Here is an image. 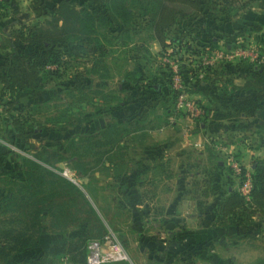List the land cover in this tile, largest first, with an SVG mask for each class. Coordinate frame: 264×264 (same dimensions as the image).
Returning a JSON list of instances; mask_svg holds the SVG:
<instances>
[{
    "label": "trees",
    "instance_id": "obj_1",
    "mask_svg": "<svg viewBox=\"0 0 264 264\" xmlns=\"http://www.w3.org/2000/svg\"><path fill=\"white\" fill-rule=\"evenodd\" d=\"M50 1L51 8L44 10V5ZM241 1L32 0L33 11L43 19L39 22L23 23L6 31L7 43L0 42V48L5 50L0 61L2 116L10 117L14 105L24 97H36L46 90L51 78L58 75L69 62L80 57L100 58L105 55L108 48L102 40H114L115 43L113 41L112 44L121 46L122 49H116L114 53L132 54V60L142 62L152 53L153 41H159L165 47L169 45L166 41L168 37L172 42L195 54L205 56L206 46L200 43V32H197L200 26L193 21L217 17ZM4 2L8 3L10 0ZM184 20L192 22L187 24ZM261 29L260 24H246L241 31L252 32ZM189 35L198 40L195 45L190 41L192 38L186 40L185 37H190ZM210 38L213 40L212 36ZM248 44L250 43L243 42V45ZM194 60H198L195 66L188 68L184 63L180 69L186 80V70L188 71L187 89L190 93L194 88H200L203 93L213 97L223 96L231 108L242 112L255 109L264 100V60L250 62V65L256 67L253 66L241 85L234 83L233 78L226 76L216 64L205 63L202 57ZM141 70L142 67H138L135 72L127 71L124 78L133 80ZM200 70L204 72L202 76H199ZM157 74L152 86L145 90L137 102L134 114H123L107 120L99 130L100 137H103L97 142L99 147L107 145L105 148L108 153L127 154L128 145L123 143L121 146L122 140H145L149 129L163 120L161 115L153 119L150 116L156 113L159 101L169 91H172V97L165 98V121L168 122L170 115L179 112L174 105L177 93L172 86L171 72L159 68ZM197 101L205 110L201 121L229 115V112L223 109L213 108L200 99ZM0 122L4 121L0 118ZM21 123L17 117L9 123L4 122V135L16 142L26 140L36 132L33 128L18 127ZM103 152L105 149H98V153ZM226 156L208 145L206 165L211 170L226 167L228 164L231 174L242 182L245 169L236 174ZM238 157L240 158V155ZM21 158L23 177L0 181V264H63L65 257L73 264H88L90 242L103 241L106 235L103 217L73 181L38 161ZM113 164L116 168L117 164ZM4 165L5 160L2 157L0 168ZM149 168L145 166L144 174ZM10 172L13 173L12 170ZM10 172L5 171V175ZM117 172L125 175L124 185L129 187V165L124 161L123 168ZM134 177V183H145V178L142 174L140 176L139 172L134 173ZM252 181L249 198L238 188L227 189L219 197L214 206V212L220 220L218 225L226 226L228 222L235 221L236 225L244 226L251 224L249 221H254L255 225L260 224L256 227L257 231L261 230L264 226V167L257 166L254 169ZM143 194L141 197L144 199L146 193ZM98 206L101 210L100 205ZM47 234L51 235V238L49 244L44 247L42 239Z\"/></svg>",
    "mask_w": 264,
    "mask_h": 264
},
{
    "label": "rangeland",
    "instance_id": "obj_2",
    "mask_svg": "<svg viewBox=\"0 0 264 264\" xmlns=\"http://www.w3.org/2000/svg\"><path fill=\"white\" fill-rule=\"evenodd\" d=\"M27 3V0H19L16 6L21 8ZM50 8L51 1L46 2L44 10ZM261 12L264 14V11ZM13 19L15 0L8 3L0 0L1 43H7L5 32L14 28L10 23ZM42 19L31 18L34 21ZM113 41L102 40L108 52L100 58L80 57L69 62L51 78L46 90L36 97H24L14 105L10 117H3L0 110V118L5 123L17 117L22 122L18 127L36 130L28 139L14 142L13 138L4 135V122H0V158L5 160V165L0 168V181L23 177L21 157L38 161L73 181L103 217L106 234L117 232L128 253V258L124 260H108L103 264H264V226L257 231L256 227L260 224L255 225L254 221L244 226L236 225L235 221L228 222L226 226L217 224L220 220L214 212L213 200L217 190L225 187V179H220V175L204 176V168L173 158L168 173L175 182L171 183V178L168 180L165 177L159 179L156 185L154 180L147 186L134 183V173L137 172L144 178L145 175L158 177L151 171L144 174V168L152 164V159L156 160L155 144L163 143V135L178 136L181 134L179 131H187L182 128L185 123L181 118H193L186 109L175 108L179 112L172 116L173 127L161 131L155 129L142 141L122 140L121 146L123 143L128 145L127 154L108 153L107 145H97L103 138L99 130L107 120L134 114L137 102L152 86L159 68L171 72L173 86L174 67L177 65L180 71L182 65V57L175 56L172 46L163 49L151 44L152 53L142 62L132 60V54L114 53L116 49H122L112 44ZM248 43L252 44L251 41ZM261 46L264 47V42ZM221 49L226 54V49L234 48L223 43ZM4 53L5 50L0 48V61ZM206 57L203 56V59ZM194 61H191L192 65ZM187 66L191 67L190 62ZM138 67L142 70L138 71L135 79L124 78L127 71L135 72ZM181 74L182 83L188 87V74L187 80L184 73ZM175 91L178 96L180 90ZM166 97L170 99L172 91L164 94L159 101L157 113L163 112ZM183 143L186 140L178 141V145ZM99 148L105 149V152L98 153ZM231 153L239 159L245 171L252 173L240 153ZM124 161L130 169L128 179L132 184L129 187L124 185L125 175L117 172L123 168ZM113 163L117 164V170ZM5 171L10 173L5 175ZM142 193H146L148 198L159 193L158 200L143 199Z\"/></svg>",
    "mask_w": 264,
    "mask_h": 264
},
{
    "label": "crops",
    "instance_id": "obj_3",
    "mask_svg": "<svg viewBox=\"0 0 264 264\" xmlns=\"http://www.w3.org/2000/svg\"><path fill=\"white\" fill-rule=\"evenodd\" d=\"M18 1L19 0H15V19L10 21V23H13V27H18L23 23L31 21L39 22L31 20L33 17H35V19L40 17L31 7L32 0H27V5L21 8L16 6ZM248 1L249 2L242 0L240 4L229 9V11L217 15V17L206 18L204 20L197 19L193 21L197 26H200L197 28V32H200V43L206 46V51L204 52L206 56L213 57L214 53L221 49L223 43H226L229 48H234L240 42L245 41H251L252 44L263 45L264 14H262L261 11H264V0ZM4 17L7 18L9 16ZM184 22L188 24L192 21L184 20ZM246 24H260L263 28L252 32H242L241 28ZM234 28H236L235 31H232ZM219 30L222 32L219 33ZM211 36L213 37V40H210ZM185 38L186 40H189L192 37L186 36ZM166 41L169 45L165 47L156 40L151 44L156 48L160 46L163 49L172 46L175 56L177 58L182 57V64L187 62L188 65L190 62L192 65L191 61L193 59H199L200 57L203 58L202 54L201 56L195 54L193 51L182 47V45L172 42L169 37ZM190 41L191 43H194V45L198 42L197 39ZM197 61L198 60L194 61L193 66H195ZM251 61L252 59H242L238 57L233 59L218 57L216 58L214 65L216 64L220 70H223L226 76L233 78L234 83L241 85L245 82L249 72L253 69L254 65H250ZM203 74V70H200L199 76H202ZM190 78L192 77L190 76ZM191 94L202 100L204 103L211 105L213 108L223 109L229 112V115L220 118L210 117L204 121L186 117L181 118V121L185 123V127L182 128H185L187 131H179L183 136L181 134L178 136L177 134L175 136L169 134L163 135V143L161 145L155 144L156 163L152 159V164L149 166L150 168L148 171L155 173L158 177L154 178L147 175L143 180V182L145 181L143 185H151L153 184V180L156 185V182H158L159 179L165 177V179L168 178V180L171 178V183L175 182L176 180L174 181V178L168 173V168L171 167L170 161L173 162V158H177L181 162V159H183V161L189 163V165L204 168V176L217 174L220 175V179H225V182L223 183V186L225 187L219 188L215 193V199L213 201L216 203L219 197L227 189H239V183H241V180L234 177L231 174V171L226 167H217L216 169L209 170V167L206 165L207 146L210 145L217 151H221L223 154L239 152L245 165L250 167L252 172L257 166L264 167V100L260 102L255 109H251L248 112H242L231 108L226 103V98L223 96L217 95L213 97L203 93L200 88H194ZM159 115H161L163 120L159 121L153 128L149 129V135L153 133L155 129L156 131H161L168 127H173L172 123L174 120L171 115L167 119L168 122L165 121V114L163 112H156L150 117L153 119L155 116ZM175 117L177 119V116ZM180 138L181 140H179ZM182 140H184V142L186 140V143L178 145V141L180 142ZM157 154L160 156H157ZM147 166L148 165H146V168ZM213 180H215V178H213ZM128 183L131 185L132 181L128 179ZM158 196L159 193H154L149 198L147 196L144 197L146 199L158 200ZM50 238L51 235L48 234L43 237L42 244L44 247L49 244Z\"/></svg>",
    "mask_w": 264,
    "mask_h": 264
},
{
    "label": "built area",
    "instance_id": "obj_4",
    "mask_svg": "<svg viewBox=\"0 0 264 264\" xmlns=\"http://www.w3.org/2000/svg\"><path fill=\"white\" fill-rule=\"evenodd\" d=\"M242 42L237 44L234 49H219L214 53L213 57L207 56L204 58L205 63L214 65L216 58H246L252 59L255 61L264 60V47L259 44H248L242 45ZM174 85L173 87L180 90L178 96L175 100L176 109H186L189 115L193 119H200L204 115V108L194 97H192L190 92L187 89V85L182 83V74L178 70L177 65L174 67ZM228 161L234 172L240 174L243 171L239 159L232 153L228 155ZM245 177L241 182V187L239 190L247 197H250V192L253 187L252 173L245 171ZM90 254L88 257V264H103L108 260H123L128 258V253L124 245L119 240L117 233L110 231L105 235L104 241L101 240H92L90 242ZM63 264H73L67 257L64 258Z\"/></svg>",
    "mask_w": 264,
    "mask_h": 264
}]
</instances>
